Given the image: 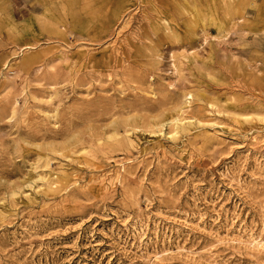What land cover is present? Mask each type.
Instances as JSON below:
<instances>
[{
  "label": "rangeland",
  "instance_id": "rangeland-1",
  "mask_svg": "<svg viewBox=\"0 0 264 264\" xmlns=\"http://www.w3.org/2000/svg\"><path fill=\"white\" fill-rule=\"evenodd\" d=\"M0 264H264V0H0Z\"/></svg>",
  "mask_w": 264,
  "mask_h": 264
},
{
  "label": "bare ground",
  "instance_id": "bare-ground-1",
  "mask_svg": "<svg viewBox=\"0 0 264 264\" xmlns=\"http://www.w3.org/2000/svg\"><path fill=\"white\" fill-rule=\"evenodd\" d=\"M110 3V2H109ZM179 17V16H178ZM181 18V17H180Z\"/></svg>",
  "mask_w": 264,
  "mask_h": 264
}]
</instances>
